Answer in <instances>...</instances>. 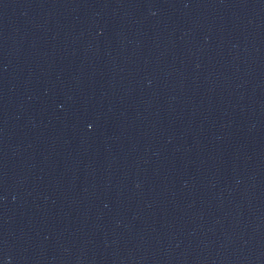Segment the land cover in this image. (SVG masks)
<instances>
[{
  "label": "water",
  "instance_id": "1",
  "mask_svg": "<svg viewBox=\"0 0 264 264\" xmlns=\"http://www.w3.org/2000/svg\"><path fill=\"white\" fill-rule=\"evenodd\" d=\"M0 68L151 264H264V0H0Z\"/></svg>",
  "mask_w": 264,
  "mask_h": 264
}]
</instances>
